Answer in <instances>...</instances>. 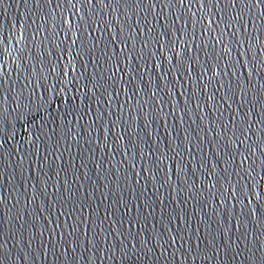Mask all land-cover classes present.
<instances>
[{
  "label": "water",
  "instance_id": "95a60500",
  "mask_svg": "<svg viewBox=\"0 0 264 264\" xmlns=\"http://www.w3.org/2000/svg\"><path fill=\"white\" fill-rule=\"evenodd\" d=\"M0 264H264V5L0 0Z\"/></svg>",
  "mask_w": 264,
  "mask_h": 264
},
{
  "label": "snow or ice",
  "instance_id": "6c2138e0",
  "mask_svg": "<svg viewBox=\"0 0 264 264\" xmlns=\"http://www.w3.org/2000/svg\"><path fill=\"white\" fill-rule=\"evenodd\" d=\"M257 2H258L259 4H261V5H264V0H257ZM249 6H250V7H254L255 4H250Z\"/></svg>",
  "mask_w": 264,
  "mask_h": 264
}]
</instances>
